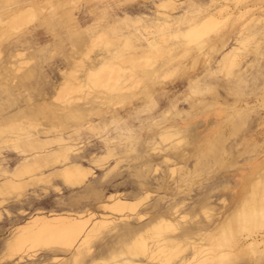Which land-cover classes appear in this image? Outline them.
<instances>
[{"label": "rangeland", "instance_id": "obj_1", "mask_svg": "<svg viewBox=\"0 0 264 264\" xmlns=\"http://www.w3.org/2000/svg\"><path fill=\"white\" fill-rule=\"evenodd\" d=\"M76 5L78 9L72 11L77 16V20L78 15L84 12L93 18L94 14L99 12L98 8L103 6L107 8L108 17L95 27L99 29L108 25V34L113 42L107 46L106 41L100 43L94 51L90 52V59L98 58L106 52L111 55L117 50L124 51L127 48L122 41L125 35L134 39L135 43H145L146 39L160 40L161 36L166 34L165 41L162 43V52L159 55L154 54L155 64L166 61L172 56L170 62L174 64V67L186 65L187 74L182 69V75L179 76L178 67L174 71L167 68L160 69L157 80L165 82V86L160 88V91H165L162 99L159 95V99L148 101L137 110L128 113L122 124L105 118L104 115L110 110L112 104L107 102L105 96L96 94L87 95L79 102L72 103L71 109L81 117L76 120L70 118L65 109H59L51 95L54 86L62 80L61 68L75 70L67 73V79H72L74 75L79 76V79L83 78L85 69H82L78 63L84 58L82 50L96 28L91 29V32L85 29V35L81 39L69 40L71 36H74L73 23L68 25L65 22L63 9L58 7L49 23L31 24L4 40V52L0 55V72L2 73H0V91H2L0 92V111H3L0 112V127L5 128L0 132V143H2L0 144L2 152H0V185L4 179L3 176L12 175L23 163L33 162L36 159L40 168L36 171L37 178L28 179L24 193L22 192L21 195L16 196V190L0 194V199L2 196L5 198L0 205V264H79L74 261L75 256L72 250L45 252L38 249L33 260L25 259L28 257L27 252H23V258L19 262H16L15 256L8 259L5 251L8 238L6 236L10 235L16 224L24 222L30 214L41 207L58 211L57 208L62 206L58 212L87 208L102 211L97 208L96 203L104 199L110 191L115 190L127 192L126 194L130 192L128 195L129 197L133 195L132 199L140 197L144 191L149 190L148 197L137 209L145 214L146 220L158 214V216H166L176 209V231L182 235L178 238L182 242L191 238L208 244L230 214L242 206L244 197L246 199L250 192L249 179H264V0H77ZM170 6L172 9H169ZM220 6L223 8L220 15L221 21L216 29L208 33L211 36L215 34L214 37H207L208 34L202 37L208 41H214L218 34H227L228 40L223 49L206 48L205 51H209L207 56H200L197 62H193L195 51L191 55L184 52L189 37L182 32H179L177 36L170 34L173 27L157 28L158 23L165 17L163 12L173 16H183L186 19L204 7H206L205 13H209ZM88 8L92 9L90 13L86 11ZM240 12L244 13L237 18ZM90 17H86L80 23L85 25ZM242 23L245 24L243 27ZM135 37L139 39L136 40ZM239 38L242 39L237 42ZM57 40H62V46L59 48L53 47ZM234 45L238 47L235 64L229 66L226 65L227 62H224L225 64L220 62L222 54ZM52 47L53 52L63 61H66L69 52L73 56H79L77 66L75 68H72L70 64L60 66V60L51 51ZM16 49L21 50L22 55L10 57ZM6 64L8 70L4 68ZM226 66L229 68L227 69ZM123 70L124 75L134 71L128 65ZM193 75L198 76L187 84L188 78ZM168 95L171 97L169 101H167ZM145 97L146 94L140 95L132 103L120 108L134 106ZM36 112H45L50 121L59 125V132L53 130L48 122L45 127L39 125L33 127L32 120ZM18 124L25 126V129H19ZM169 131L173 133V136L163 141L160 133H169ZM13 139L16 143L12 141ZM26 141H29V144ZM32 141H34L33 144ZM64 143L67 146L70 144L68 154L70 160L84 165L87 163L86 166L92 167L95 171L93 178L73 188H66L57 174L59 169L57 167L62 161L60 147H63ZM90 145L95 148H89ZM156 145H159V150H154ZM119 147L122 149L118 150ZM94 153L97 154L96 157ZM170 166L175 168L173 174L170 172ZM57 185L62 191L57 190ZM207 197L208 200H206ZM4 209L9 212V215ZM23 211H27V214ZM114 224L109 225L110 228L108 227L96 239L94 238L95 241L92 240L90 243L92 259L86 257L88 259H84L85 262L109 258L118 255L120 250H125L130 241L131 231L139 224V221L135 216L128 219V222L122 219L116 220ZM122 227L125 228L122 229ZM170 234L173 233L170 232ZM105 238L107 240H103ZM98 242L99 244H96ZM102 242L106 252L101 246L99 247ZM96 247L101 248L102 251L97 250ZM190 253L191 249L186 248L183 255ZM52 255H59L60 258L58 261L52 260ZM128 257L130 258L129 254H123L117 258L124 260L129 259ZM256 257V254L234 253L229 259L207 264H264V257H261V260H257ZM45 258L48 261H44Z\"/></svg>", "mask_w": 264, "mask_h": 264}, {"label": "bare ground", "instance_id": "obj_2", "mask_svg": "<svg viewBox=\"0 0 264 264\" xmlns=\"http://www.w3.org/2000/svg\"><path fill=\"white\" fill-rule=\"evenodd\" d=\"M173 1H175V0H173ZM76 3H77V0H0V55L2 54V52H4V40L6 38H8L11 34H14L18 31L22 30L23 28L28 27L31 24H34L35 21H37V20H47L48 18L52 17L55 14V9H57L58 7H61L63 9L62 12H66L68 10H76L77 9ZM166 6H168V4H166ZM98 9H99V12H102V13H104L107 10V8L104 6L101 8H98ZM169 9H172V7L170 6ZM222 9L223 8L220 6L219 8L217 7L215 10H213L209 13H206V14H203V13H201V11H198L197 13L195 12L196 13L195 15H193V16L191 15V17H188L186 19L183 16L182 17L176 16L177 22H175V23L177 24V26H180V27L177 29V31H175L174 30L175 29L174 23H173L172 24L173 28L172 27L171 28L173 29L174 32L171 31L170 34L177 36V34L179 32H182L185 36L189 37V41L187 42V44L184 47V52H187V53H189V55H191L195 51L193 62H197V59L200 56H202V57L207 56V53L209 51H207V50L205 51L206 48L209 50H215L216 48H218V49L220 48L218 46V43H214V45L212 46V44L207 42L205 40V38H203L202 36L204 34H208L211 30L216 29V26L219 25V23L221 21L220 20L221 11H223ZM246 11H244V12H246ZM244 12H240V14L238 13L237 18L239 16H242ZM162 14H165V16H167L170 13H166V12L164 13L163 12ZM162 14H161V16H162ZM255 19H259V18H255ZM99 22L100 21L97 20L96 26H97V24H99ZM100 24H101V22H100ZM182 24H184V25H182ZM243 24L244 23L241 24L242 27H243ZM108 28H109L108 25H106L102 28H99V29L96 28L95 31L90 34V37L86 43V47L82 50L83 57L86 60L84 58H82V59H80V61H79L80 63L78 64L82 67V69L83 68L85 69V71L83 73L84 74L83 78L79 79V76L74 75L72 79H67L66 78L67 73L70 71L74 72L75 70L74 69H61L62 80L54 86V91H53L51 97L56 102L59 109H65L67 111V113H70L73 117L78 118L79 115H77L73 111V109H71L72 103L79 102L83 97H85L87 95H90V94L103 95L107 98V102H110L114 107H122V106L124 107L127 104L132 103V101H134L136 98H138V96L140 94L144 93L145 91L155 92L158 88L160 89L165 84V82L157 80V77H158L157 73L160 69H166L167 68V69H170V71H174V70H177L176 68L178 67V69H179L178 75L179 76L182 75V72H183L182 69H184V72L187 74L186 65H184L183 67H179V65H177V67L176 66L174 67V64L170 62L172 60V58H171L172 56L166 61H162L159 64H155L154 54L159 55L162 52V45H163L162 43L165 41L166 34L161 36L160 40L146 39L147 42H145V43L144 42L135 43L134 39L129 38L127 35H125V38H123L122 41H123V43H125L127 48L124 49V51L119 50V53L116 56L109 57L104 62L96 63V64H94L95 66H90L91 63H93V61H94V58L90 59L91 57H89L90 52H92L103 41L110 42V43L113 42L112 37L108 34ZM160 28L161 29L167 28V25L165 23H162ZM214 35L213 36L209 35L207 37L213 38ZM135 38H136V40L139 39L138 37H135ZM241 39L242 38H239L236 41L239 42ZM127 42H128V45H127ZM53 47L59 48L58 44H54ZM223 47L221 49H223ZM237 48L238 47L236 45H234V46H231L228 50H226L222 54V56L220 58V62H223V63L227 62L226 65H229V66H230V64H235V60L237 59V54H236ZM14 52L15 53L10 57H13V56L17 57V56L22 55V53H23L21 50H17V49ZM68 58L69 57L66 58V61H68V64H70V66H71L73 64V62H75V61L77 62L79 56L71 55V58L69 60H68ZM16 60H17V58H16ZM19 60H20V58H19ZM203 60H205V58ZM20 61H22V60H20ZM12 64H14V63H12ZM126 65H128L129 67H132L134 69L133 73H130L129 75H124L123 68ZM7 66H8L7 64L4 66V68H6L5 70H8ZM229 66H226L227 69L229 68ZM20 67H22V66H20ZM31 70H32V67H31ZM9 75H10V73L8 74V76ZM36 76H38V75H36ZM31 78H33V77H31ZM39 78H40V76H39ZM11 79H13L12 76H11ZM40 79H42V78H40ZM0 92H2V91H0ZM47 96H49V95H47ZM13 103H11V104H13ZM6 106H7V104H6ZM3 116H5V115H3ZM32 121H33V123H32L33 127H34V125H39V126L45 127L46 123L48 122L51 125V127L53 128V130H57V131L59 130V128H58L59 125H56L53 121H50V119H48V115L45 114V112H39V113L36 112L34 114V119ZM10 122H12V121H10ZM20 125H19V129L24 130L25 126L23 127L22 125L21 126ZM172 129H174V128H172ZM4 130H5V128H3V126L0 127V132H2ZM175 132H176V130H175ZM180 132L182 133V131H180ZM156 135H157V133H156ZM229 135H231V134H229ZM10 136H12V135H10ZM68 136L69 135L67 134V138H69ZM105 136H107V135H105ZM172 136H173V133H171L170 131H169V133H160V137L163 141L170 139ZM9 138H11V137H9ZM14 138H16V137H14ZM17 139L18 138H16V140ZM153 139H151L152 143H153ZM16 140L13 139L12 141H14L16 143ZM33 142L34 141H32V144H33ZM44 142H45V140H44ZM69 142H70V140H69ZM4 143H6V142H4ZM24 143H25V141H24ZM0 144H2V143H0ZM46 144H48V143H46ZM155 144H156V142H155ZM20 145H18V146H20ZM69 145L67 146L66 143H64L63 147H60L61 145H59L60 152H61L60 154L62 156V161H61V165L59 167H57V168H59L57 174H58V176H60L59 178H61V181H62L63 185L66 186V188L67 187L73 188L75 186L82 184L84 181L90 180L91 178H93L95 176V174H94L95 171H93L92 167L86 166L87 163H86V165H84L82 163H77V162L70 160V158H69L70 156H68L69 150H70ZM159 145H160V142H159ZM159 145H156V147H154V150H156V149L159 150V147H158ZM95 146H97V145H95ZM125 146H127V145H125ZM55 147H56V145H55ZM90 147H93V149L95 148L94 146H91V145L89 146V148ZM23 149H25V148H23ZM103 149H104V147H103ZM109 149H111V148H109ZM121 149L119 147L118 150H121ZM162 150H164V148ZM88 151H90V150L88 149ZM93 151H95V150H93ZM115 151L120 152L117 150H115ZM78 154H80V153H78ZM96 155L97 154H95V157H96ZM112 155H113V153H112ZM42 156H43V154H42ZM71 156H73V155H71ZM106 156H107V154H106ZM27 157H29V156H27ZM11 158L13 159V157H11ZM5 159H7V158H5ZM43 159H45V158H43ZM35 160L33 162L21 164L20 166L17 167L16 172H13V174L10 176L1 175V177L3 176L4 179L2 180V183L0 185V194L3 195L4 192H8V191L12 192V191L16 190L17 191L16 196L21 195L25 186L27 185L28 179L37 178L38 173L36 171L38 168H40V165ZM167 160H169L168 157H167ZM89 163H91V162H89ZM55 165H57V164H55ZM47 167H48V165H47ZM151 167H152V165H151ZM175 167H177V166H175ZM1 168L3 169V165H1ZM50 168H52V167H50ZM256 168H257V166H256ZM10 170H9V172H10ZM42 170H44V169H42ZM150 170H151V168H150ZM174 171H175L174 166H170V172L173 174ZM51 172H52V170H51ZM53 172H55V171H53ZM2 174H4V173H2ZM42 175L44 176V174H42ZM38 176L40 177V175H38ZM249 181H250L249 183H250V187H251L250 192L247 195L246 199L244 197V201L242 203V206L240 205L241 206L240 209H238L237 211L230 214V216L228 217L226 222L215 233L213 240H211V242H209L208 244H205L204 242H198L195 239H191V238L186 239L185 241L182 242V240L178 238L182 235H180L179 232L176 231L177 230V223L175 221L176 209H174L172 212L168 213V215H166V216L165 215L158 216L159 215L158 214L157 216L150 217V219L146 220L145 214L141 213L137 209L140 206V204L143 202V200H145L148 197V195L150 193L149 190L144 191V193L142 195L139 194L140 197L135 198V199L131 198L133 195L131 197H129L128 194L130 192L128 194H126L127 192L124 193L123 191L115 190V191H110L104 199H101L98 201V203H96L97 208L102 210V211L93 210V208L91 207L92 209H89V208H87L85 210H75V209L70 210L69 209V210L58 212L59 209L62 208V206H61V208H57L58 211H53L51 209H45V208L41 207V208L37 209V211H35L34 213H32L30 215L28 214L29 216L26 218V220L22 223L16 224L14 226V228L11 230V233L9 232L10 235L8 234L9 236H6V237H8L6 240V247H5L6 256L8 257V259H11L12 257L15 256L14 258H16V262H19L23 258V252H27L26 255L28 257H26L25 259H32L33 260L35 254H36V251L39 249V250H41V251L43 250L45 252H47V251L56 252L58 250H64V251H71L72 250L74 253V256H75L74 261L79 262V264H207V263H210L212 261H223V260L229 259L230 256L234 253H241V254L246 253V254H250V255L256 254V256H257L256 259L261 260V257H264V179L250 178ZM34 185L36 186V184H34ZM54 185H56V184H54ZM238 186H239V184H238ZM45 187H47V186H45ZM56 187L58 188L57 190H59V192L62 191V189L59 185H57ZM136 195H138V194H136ZM202 195H204L203 192H202ZM206 196H208V195H206ZM4 200H5V198H4V196H2L0 199V205L3 204ZM206 200H208V197ZM206 200H204V201H206ZM158 202H159V199H158ZM175 202H174V206L177 205ZM200 202H202V201L200 200ZM169 206H168V209L170 210L171 206L170 207ZM192 206H194V205H192ZM66 208H68V207H66ZM166 211H168V210H166ZM23 212L27 214V211H23ZM135 216H136V218H138L139 224H137L132 229L130 241H128L129 243L127 242L128 244H127V247L125 246L126 247L125 250L122 249V250H120V252L118 251L119 252L118 255L116 254L115 256H111L109 258H98L96 260H91L90 263L84 261V259L87 260L88 258L92 257L90 255L91 251H92V249L90 247V243L92 242V240L94 238L96 239V237H98L100 234H102L103 231L109 227V225L114 224L116 220L124 219V220H127V222H128V219L135 217ZM181 217H183V216H181ZM202 219H204V218H202ZM118 224H120V223H118ZM114 225H116V224H114ZM123 228H125V227H122V229ZM119 229L121 230V227ZM120 230L117 229V231H120ZM123 231L121 233H123ZM170 232H172L173 234H170ZM113 234H115V232ZM113 234H111V235H113ZM105 236H107V235H105ZM108 236L110 238V235H108ZM101 237L103 238V236H101ZM95 239H94V241H95ZM101 240H100V243H101ZM103 240H107V239L105 238ZM114 241H116V240H114ZM111 242H110V244L112 245ZM96 244H99V242ZM100 246H101L102 250L105 251V246L102 247L103 242L101 245H99V247ZM106 246H107V244H106ZM116 247H117V245H116ZM120 247H122V246H120ZM97 248L98 247H96V249ZM101 248H98L97 250H99V249L101 250ZM113 248H115V247H113ZM186 248L191 249V253L189 255H186V254L183 255V252L186 250ZM224 248H227V249H224ZM29 252H31V253H29ZM94 253H96V251ZM111 254H113V253H111ZM123 254H129L130 258L128 257L129 259H124L125 258L124 257L123 258L124 260L117 258ZM41 255H42V253H41ZM86 257H88V258H86ZM51 258H52V260L58 261L60 256L59 255H52ZM72 259H74V258H72ZM46 260L47 259L45 258L44 261H46ZM37 261H38V259H37ZM10 264H13V263H10Z\"/></svg>", "mask_w": 264, "mask_h": 264}, {"label": "crops", "instance_id": "obj_3", "mask_svg": "<svg viewBox=\"0 0 264 264\" xmlns=\"http://www.w3.org/2000/svg\"><path fill=\"white\" fill-rule=\"evenodd\" d=\"M86 11L88 13H90L92 11V9L88 8V10H86ZM200 11H201V13L206 14L205 13L206 12V7H204ZM107 13H108L107 10L104 13H102V12L95 13L94 14L95 16H93V18H92L87 13L84 12L83 14L78 15V20H77V16L73 13L72 10H68L66 12H63L62 14L65 16V19H66L65 22H67L68 25L71 24V22L73 23L74 36H71L69 38V40H71V39L74 40V38H75V40L76 39H81L85 35L84 34L85 29H88L91 32V29H93L96 26L97 20H99L101 23H103L102 21L105 20L108 17V14ZM86 17H90V18L88 20V23H86L85 25H83L80 22H83V20H85ZM50 19H52V17L48 18L47 20H38L37 23L35 22L33 25H35V24H39L40 25V24H43V23H49V20ZM175 22H177L176 16H173L172 14H169V15L165 16L160 21V23H158L157 28H160V26L162 25V23H165L167 25V27H172V24L174 23V28H175L174 30L177 31L178 26H177V24ZM228 37L229 36H227V34H218L214 41H208L207 39H205V40L207 42H209L210 44H212V46L214 45V43H218V46L220 47L219 49H221L223 46H225V44H226V42L228 40ZM56 44H58L59 47L62 46V40H57ZM109 44H111V43L110 42H107L105 45L107 46ZM53 50L54 49L52 47V49H51L52 53H54ZM215 50H218V48H216ZM106 51H108V49H106ZM118 53H119V50L112 52L111 55H108L107 52H106L103 55H101L100 57L94 58L93 63L96 64V63L104 62L107 58L116 56ZM55 56L60 60V62H59L60 63V66L61 65H64L65 66L66 64H68V61L66 62L65 60L64 61L61 60L58 57L57 54H55ZM67 57H69L68 60L71 58V53L70 52L67 53L66 58ZM76 66L77 65H76V61H75V62H73V64L71 65V67L72 68H75ZM90 66H95V65H90ZM196 76H198V75L190 76L188 78L187 84H189L190 82H192L193 79ZM163 92H165V91H163V90L160 91L159 88L155 92L145 91L144 93L140 94V95L146 94V97L140 103L135 104L134 106H129V107L125 108V109L124 108H120V107H114L112 105V107L110 108V110H108L107 113H105L104 116H105V118L106 117L107 118H110L111 122H116V123H121L122 124V123H124L125 117L128 115V113L137 110L141 106L145 105L146 102H148V101H154V100L159 99V97H158L159 95H160V97L162 99V96L164 95ZM167 99H168L167 101H169L171 99V97L168 95ZM67 114H68V116L70 118H75L76 120L78 118L81 119L80 116L78 118H76V117H73L70 113H67ZM88 125H89V123H88ZM89 126H91V125H89ZM5 213L9 215V212L7 210H5Z\"/></svg>", "mask_w": 264, "mask_h": 264}]
</instances>
